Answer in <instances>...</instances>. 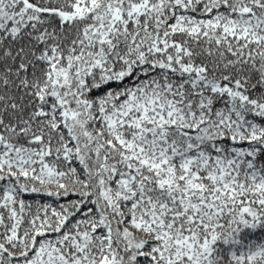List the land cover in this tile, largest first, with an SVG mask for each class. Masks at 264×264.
<instances>
[{
    "label": "snow or ice",
    "instance_id": "1",
    "mask_svg": "<svg viewBox=\"0 0 264 264\" xmlns=\"http://www.w3.org/2000/svg\"><path fill=\"white\" fill-rule=\"evenodd\" d=\"M0 264H264V0H0Z\"/></svg>",
    "mask_w": 264,
    "mask_h": 264
}]
</instances>
